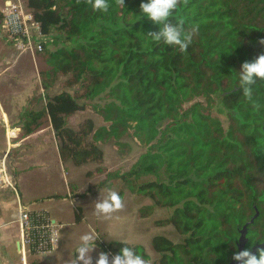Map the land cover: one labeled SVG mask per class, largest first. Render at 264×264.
Listing matches in <instances>:
<instances>
[{
	"label": "trees",
	"instance_id": "16d2710c",
	"mask_svg": "<svg viewBox=\"0 0 264 264\" xmlns=\"http://www.w3.org/2000/svg\"><path fill=\"white\" fill-rule=\"evenodd\" d=\"M141 2L108 0L104 12L85 0H26L48 68L40 72L45 103L24 112L23 130L30 134L47 117L59 159L81 165L103 159L98 140L120 144L131 129L145 150L112 176L151 200L141 216L154 206L171 208L156 223L182 236L153 235L159 256L151 264H228L239 229L256 210L244 248L264 240V80L253 86L259 110L238 85L241 63L264 51V0H181L173 22L183 20L186 31L198 26L184 52L147 37L159 26L143 16ZM60 75L84 100L107 94L96 108L108 126L95 128L91 118L76 129L67 125L86 105L67 89L49 93ZM145 175L153 177L140 180ZM117 192L122 198L123 189ZM82 217L74 206V220ZM121 241L95 244L111 255ZM127 243L150 259L142 244Z\"/></svg>",
	"mask_w": 264,
	"mask_h": 264
},
{
	"label": "rangeland",
	"instance_id": "374dc122",
	"mask_svg": "<svg viewBox=\"0 0 264 264\" xmlns=\"http://www.w3.org/2000/svg\"><path fill=\"white\" fill-rule=\"evenodd\" d=\"M19 1L25 10L30 11L26 7V0ZM3 2L4 0H0V8L3 7ZM4 32L0 26L1 223L10 221L5 214L7 210L5 205L16 200L23 176V182H27L28 189L24 191L31 196L43 193L59 194L40 200L42 202L39 205L47 208L50 216L56 219L57 223L55 249L37 258L41 264H75L77 247L83 243L80 237L84 234H92L91 230H94L98 238L103 241L113 239L142 244L152 262L159 256L151 247L150 241L153 235H166L174 241H180L182 238L172 225L156 223V220L169 216L172 209L154 206L150 214L141 216L140 208L151 204V200L131 191L119 178L112 176L113 173L126 171L145 147L132 135L130 129L127 135L121 137L120 144H117L114 138L98 140V145L103 150L101 161H88L75 165L71 161L62 162L59 159L54 132L47 117L39 120L34 132L25 135L20 117L30 109L38 111L43 107L45 91L41 87L40 72L46 70L48 65L44 61L43 53L22 52L15 49ZM49 47L54 46L49 45ZM64 79V76L60 75L49 89V93L67 89L76 94L78 100L86 105L84 110L76 111L67 117V125L76 129L84 119L91 118L95 128L108 126L109 123L103 120L96 108L108 101L107 94L103 93L92 100H84L77 93L80 90L79 86L64 87ZM13 126L19 130L14 140L6 132V127L12 129ZM22 140L24 141L21 142ZM9 141L21 142V145L4 150L8 147ZM35 177L37 181L34 180ZM152 177L145 175L140 180ZM100 182L102 183L98 185ZM121 188L124 207L109 217L103 214L98 216L95 213V203L106 196L108 189L118 191ZM75 195L77 197H73ZM76 205L81 206L82 210L83 217L79 222L74 220ZM15 234L13 223L5 224L0 228V254H3L4 264H32L35 256L29 253L26 256L27 262H22L21 254L15 247L16 240L13 237ZM17 234L19 235V229ZM94 246L96 249L93 256L98 252H104L96 244Z\"/></svg>",
	"mask_w": 264,
	"mask_h": 264
},
{
	"label": "clouds",
	"instance_id": "9594fccd",
	"mask_svg": "<svg viewBox=\"0 0 264 264\" xmlns=\"http://www.w3.org/2000/svg\"><path fill=\"white\" fill-rule=\"evenodd\" d=\"M79 3V0H77ZM93 10L107 12L109 9L108 0H85ZM181 0H142L140 10L143 16L159 26L157 31H149L146 35L154 42H163L167 45L179 47L181 52L187 50L192 42V37L198 29L193 27L190 31L184 28V21L173 22L172 13L177 8ZM117 5L125 6V0H115ZM187 3V0H184ZM258 43L264 46V37ZM238 85L242 94L259 110L260 105L253 99V86L258 80H264V51L260 52L254 59L245 60L241 63L238 71ZM124 207L120 194L112 189H108L106 196L95 203V213L99 216L103 214L109 217L112 213ZM92 234H84L80 237L82 244L76 250L75 264H151L134 247L128 245L127 241H121L123 245L115 254L98 252L93 256L96 247L94 246L98 236L94 230ZM232 259L237 264H264V247H258L255 252L251 246L234 251Z\"/></svg>",
	"mask_w": 264,
	"mask_h": 264
},
{
	"label": "built area",
	"instance_id": "2783aa9c",
	"mask_svg": "<svg viewBox=\"0 0 264 264\" xmlns=\"http://www.w3.org/2000/svg\"><path fill=\"white\" fill-rule=\"evenodd\" d=\"M0 26L7 40L19 51L39 53L42 50L41 27L31 12L25 10L19 0H7L0 10ZM9 137L15 134L8 130ZM17 226L19 229V253L26 262L27 253L39 254L51 252L56 246V221L42 209H32L17 195Z\"/></svg>",
	"mask_w": 264,
	"mask_h": 264
},
{
	"label": "crops",
	"instance_id": "0c3cea01",
	"mask_svg": "<svg viewBox=\"0 0 264 264\" xmlns=\"http://www.w3.org/2000/svg\"><path fill=\"white\" fill-rule=\"evenodd\" d=\"M7 0H4V2H3V5H4V3L6 2ZM2 9V7L0 8V10ZM8 130H14V132H15V134L13 135V136H11L10 138L12 139V140H14V139H16L17 138V135H18V128H16V127H14L13 126V128L11 129L10 127L9 128H7L6 127V132L8 131ZM35 131V130H34ZM33 131V132H34ZM32 133V132H31ZM30 133V134H31ZM29 135V134H28ZM27 135V136H28ZM26 136V137H27ZM10 138H9V140H10ZM24 139V138H23ZM24 140H22L21 142H23ZM21 142H15V143H11V141H9L8 142V147L7 148H5L4 150H6V149H9L11 146H14V147H20V143ZM8 151V150H7ZM19 179H20V177H19ZM34 180H36V177L34 178ZM37 181V180H36ZM26 183L27 182H23V176H22V178H21V182L19 183V194H18V196L21 198V200L25 203V204H27V205H29V207L30 208H32V209H42V210H45L48 214H49V216H50V211L47 209V208H45V207H43V206H41V205H39L42 201H40V200H43V199H49V198H51V197H53V196H58L59 194H57V193H43V194H39V195H33V196H31L29 193H27V192H25L24 191V189H27L26 188ZM28 190V189H27ZM68 194L71 196V193L70 192H68ZM48 196H51V197H48ZM73 197H77V196H73ZM13 203H15L13 206H12V204ZM6 206V207H5ZM4 207L7 209L6 210V212H5V214L10 218V221L8 222V223H4V224H2L1 223V219H2V214L0 215V228H3V226L5 225V224H9V223H13V224H15V230H16V234L13 236L14 237V239L16 240L15 241V247H16V250H17V252L19 253V250H18V248H17V245H16V242L18 241V239H19V235L17 234V208L15 207L16 206V200H12V203L11 204H7V205H5ZM15 207V208H14ZM51 217V216H50ZM51 218H53V217H51ZM53 220H55L56 221V219H53ZM9 241H10V239H9ZM7 243H9L8 241H7ZM47 253H50V252H47ZM47 253H39V254H33V256H35V258H34V260L32 261V264H39L40 262H39V256L41 255V254H47ZM3 256V254H0V264H4V258L2 257ZM38 258V259H37ZM26 262H27V259H26ZM41 264V263H40Z\"/></svg>",
	"mask_w": 264,
	"mask_h": 264
},
{
	"label": "water",
	"instance_id": "95a60500",
	"mask_svg": "<svg viewBox=\"0 0 264 264\" xmlns=\"http://www.w3.org/2000/svg\"><path fill=\"white\" fill-rule=\"evenodd\" d=\"M257 216H258V211L256 210L255 213L253 214V216L247 222H245L243 224V226H242L241 229H239V237H238V241H237V248H238V250L244 249L245 244L247 242V236H246V234H247V227L251 223H253V221L255 220V218ZM16 245H17V248L19 250V247H20L19 241L16 242ZM258 247H264V240L261 243H258V244H255L254 246H252V251L255 252ZM228 264H237V262L234 261L233 259H231Z\"/></svg>",
	"mask_w": 264,
	"mask_h": 264
}]
</instances>
